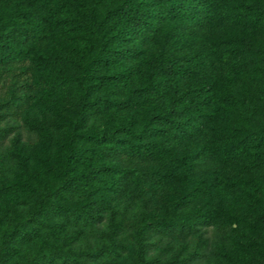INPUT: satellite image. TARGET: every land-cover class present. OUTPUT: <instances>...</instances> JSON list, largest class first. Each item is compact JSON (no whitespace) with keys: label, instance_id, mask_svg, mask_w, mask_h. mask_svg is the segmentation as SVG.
Listing matches in <instances>:
<instances>
[{"label":"trees","instance_id":"16d2710c","mask_svg":"<svg viewBox=\"0 0 264 264\" xmlns=\"http://www.w3.org/2000/svg\"><path fill=\"white\" fill-rule=\"evenodd\" d=\"M13 1L20 20L0 22V66L29 59L41 71L34 79L39 99L57 103L70 135L112 147L102 149L99 163L36 192L3 233L0 264H15L21 247L53 228L87 224L101 228L106 241L81 251L58 249L40 264H91L112 253L121 232L117 202L99 193H107V186L120 192L138 169L135 164L155 157V137L171 132L200 144L186 145L184 156L169 161L183 179L264 147L262 92L231 97L227 91L233 77L252 76L264 84V45L257 37H264V0H88L99 5L98 14L90 15L98 40L88 66L78 48L30 51L32 36L23 21L46 8L40 0ZM76 1L67 2L75 8ZM100 114L108 117L105 128L96 136L86 134L90 119ZM57 118L37 122L32 130H52ZM79 159L70 149L64 172ZM258 161L264 166V153ZM113 172L119 174L115 179ZM170 172L160 167L150 178L164 182ZM5 192L0 186V197ZM200 194L198 187L179 196L174 209L189 208ZM196 235L200 242L189 255L163 261L153 257L160 240L178 236L187 241ZM228 236L205 221L158 218L148 219L133 238L148 264H203L214 240Z\"/></svg>","mask_w":264,"mask_h":264},{"label":"rangeland","instance_id":"374dc122","mask_svg":"<svg viewBox=\"0 0 264 264\" xmlns=\"http://www.w3.org/2000/svg\"><path fill=\"white\" fill-rule=\"evenodd\" d=\"M67 1L40 0L46 8L44 14L23 21L32 36L29 50L50 53L78 48L84 64L91 65L98 36L90 15L98 14L99 5L77 0L74 8ZM69 18L72 23L68 22ZM7 19L20 20L16 2L0 0V22ZM77 21L86 24L78 26L80 22ZM239 32L236 29V33ZM257 37L264 45L262 34L258 33ZM40 74L29 59L0 66V186L6 189L0 197V246L3 233L13 219L22 215L37 191H45L60 184L65 176L99 163L103 159L102 149L112 147L102 148L82 134L70 135L67 116L61 114L57 103L39 99L34 79ZM227 87L231 97L262 92L264 104V84L256 77H233ZM54 118L58 121L52 130H32L35 123ZM107 123L106 115H95L87 125L86 134L96 136ZM153 140L158 145L155 157L137 164L131 161L130 164L137 165L138 169L125 180L120 192L107 186V193L103 190L99 193V196H112L117 202L121 232L115 239L112 253L91 264H148L139 255L133 237L142 231L148 219L158 218L201 220L217 226L218 232L223 228L230 233L228 237L214 240L203 264H232L233 259L238 264H264V166L258 161L264 147L250 148L232 162H217L193 178L183 179L171 170L169 161L184 156L186 145L200 144L171 132ZM70 149L79 154L80 159L66 174L64 166ZM160 167L172 171V177L164 182L150 178ZM110 175L115 179L119 174ZM198 187L201 194L194 198L189 208L174 209L179 196ZM104 241L103 230L92 224L53 228L21 247L14 261L15 264H40L58 249L81 251ZM199 242L197 235L187 241L178 236L162 239L153 257L163 261L186 256ZM82 264L88 263L82 261Z\"/></svg>","mask_w":264,"mask_h":264}]
</instances>
